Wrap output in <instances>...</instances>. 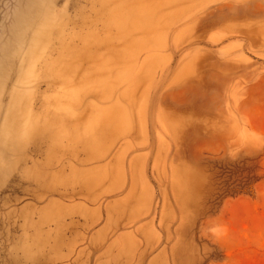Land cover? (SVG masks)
<instances>
[{
    "label": "rangeland",
    "instance_id": "1",
    "mask_svg": "<svg viewBox=\"0 0 264 264\" xmlns=\"http://www.w3.org/2000/svg\"><path fill=\"white\" fill-rule=\"evenodd\" d=\"M0 264H264V0H0Z\"/></svg>",
    "mask_w": 264,
    "mask_h": 264
}]
</instances>
